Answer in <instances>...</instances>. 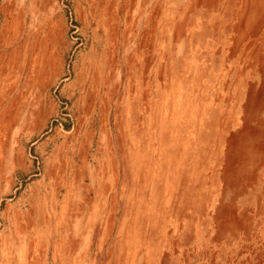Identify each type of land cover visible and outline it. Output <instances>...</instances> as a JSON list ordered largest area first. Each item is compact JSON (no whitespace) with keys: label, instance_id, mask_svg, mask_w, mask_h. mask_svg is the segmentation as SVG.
<instances>
[{"label":"rangeland","instance_id":"obj_1","mask_svg":"<svg viewBox=\"0 0 264 264\" xmlns=\"http://www.w3.org/2000/svg\"><path fill=\"white\" fill-rule=\"evenodd\" d=\"M0 264H264V0H0Z\"/></svg>","mask_w":264,"mask_h":264}]
</instances>
